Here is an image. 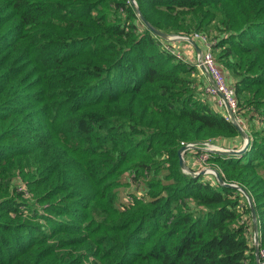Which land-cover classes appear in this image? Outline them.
Here are the masks:
<instances>
[{"label":"trees","instance_id":"16d2710c","mask_svg":"<svg viewBox=\"0 0 264 264\" xmlns=\"http://www.w3.org/2000/svg\"><path fill=\"white\" fill-rule=\"evenodd\" d=\"M136 1L211 39L251 142L209 160L264 248V0ZM196 67L130 0H0V264H257L244 193L180 165L184 143L242 137ZM124 179L145 191L121 199Z\"/></svg>","mask_w":264,"mask_h":264},{"label":"water","instance_id":"95a60500","mask_svg":"<svg viewBox=\"0 0 264 264\" xmlns=\"http://www.w3.org/2000/svg\"><path fill=\"white\" fill-rule=\"evenodd\" d=\"M131 3L134 5V7L136 8V11L138 13L139 18L144 22V24L146 25V27L151 30L155 35L161 37V38H166V39H175V37L170 36L171 33H168L166 31H162L160 29H158L153 23H151L146 17L145 15L142 13V11L140 10L137 1L136 0H130ZM182 37V36H180ZM177 39V38H176ZM187 39L191 42H193L194 45H196L195 43V39L191 38V37H187ZM198 47V46H197ZM199 54L198 57L201 58L202 52L203 50L201 48H199ZM202 68L204 69L205 73L207 74L209 80L215 84V82L212 79V76L210 74V72L208 71V69L202 65ZM220 97L222 99H224L226 101V110L229 114V116L231 117L232 122L237 126L240 135L244 138L243 144L242 146H240L239 148L237 147H230V146H226V147H220V148H209L210 153H215L217 155H222V156H242L244 155L245 151L248 150L249 146H250V142H251V137L250 134H248V131L246 129V127L244 125H242L238 119V117H236L231 105L228 103L227 99H225V96L223 95V93H219ZM203 149L206 150V148L201 147V146H196L195 144H185L182 145L179 148V159H180V165L181 167L184 169L187 167V163L185 161L184 158V154L188 149ZM193 175H196L197 173L194 171L190 172ZM199 173V172H198ZM204 172H201V175ZM214 175L216 176L217 181L222 185V186H231L234 188H237L239 190H241L244 195L247 197L248 199V203L249 206H251V212H252V222L254 224V233H253V242H254V246H255V259H257V264H264V260L261 259L260 255H259V251L261 248V243L259 242V234H260V225L258 224L257 221V211H256V206H254V201H253V197L250 193V191L246 188L243 187L242 185H240L239 183H235V182H226L225 179L222 177L221 172L220 171H215Z\"/></svg>","mask_w":264,"mask_h":264},{"label":"built area","instance_id":"2783aa9c","mask_svg":"<svg viewBox=\"0 0 264 264\" xmlns=\"http://www.w3.org/2000/svg\"><path fill=\"white\" fill-rule=\"evenodd\" d=\"M182 37L185 39H187V37H191L194 39L197 38L201 42L202 46H204L201 58H199L197 55L196 62L190 61L191 63L195 62V64H197L198 67L205 73L204 69L202 68V65H204L210 72L212 79L215 82V84H213L210 80L206 81V84L203 87L204 91L206 94L208 93L211 95L219 96L220 105L223 108H225L224 115L225 117L231 120V117L229 116L226 110V101L222 99L219 95L220 92L223 93V95L225 96V99H227L228 103L231 105L236 117H238L240 123L242 124L243 120L237 115L238 100L236 99V95H235V87L226 80L225 74L223 73L221 66L217 64L215 57H214L212 41L209 38V36L206 33L196 32L194 36L183 35ZM169 50L172 53H175L180 58L181 55L178 51L174 50L173 48ZM198 143H201V142L184 143V145L185 144H198ZM190 149L188 150L190 151ZM191 150H192V153H194V149H191ZM125 200H128V197H126ZM259 255L261 259L264 260V248H260Z\"/></svg>","mask_w":264,"mask_h":264},{"label":"rangeland","instance_id":"374dc122","mask_svg":"<svg viewBox=\"0 0 264 264\" xmlns=\"http://www.w3.org/2000/svg\"><path fill=\"white\" fill-rule=\"evenodd\" d=\"M172 35H173V37H175V39H169L168 40L166 38H163V41L166 44V48L167 49L173 48L174 50L178 51L181 55L180 58H182V59H187V60L190 59V60H193L196 62V58H197L196 52H194V55H193L191 51L185 50L184 48L180 47V45L178 44V42L179 43L184 42L187 44L190 43L187 39L180 37V36H183L185 34H170V36H172ZM189 55H190V57H189ZM197 69H198V67L194 68L195 76L198 73ZM222 71L226 77L227 73L223 69H222ZM226 79H227V77H226ZM209 95H211V94H209ZM195 145L204 147V148H206V150L194 149V153H192V150L190 149V151L188 150L187 152H185L184 158H185V161L187 163V167L184 168L183 171L187 172V173L194 171L197 173L195 176L201 175V172H204L202 175L209 177L210 175L214 174L215 171L218 170L216 168V164L209 160V156L212 155V153H210V151H209V148L210 147L211 148H220V147H224V146H222V144H220V143L212 142V141L201 142V143H198ZM237 148H239V147H237ZM193 157H195V160L191 159ZM126 180L124 179V184L119 188V191H120L119 195H120L121 199H123L124 197H128V194L133 193V191H138V190H141L142 192L145 191L143 183H141L140 188H138V186L133 183V180H131V179L127 180L128 183ZM136 186H137V188H136ZM88 261L89 260H86V263H89Z\"/></svg>","mask_w":264,"mask_h":264},{"label":"crops","instance_id":"0c3cea01","mask_svg":"<svg viewBox=\"0 0 264 264\" xmlns=\"http://www.w3.org/2000/svg\"><path fill=\"white\" fill-rule=\"evenodd\" d=\"M189 41V40H188ZM190 43L187 44V43H184V42H178V44L180 45V47L184 48L185 50L187 51H191L192 54L194 55V52H196V55L199 54V48H201L203 50L204 46H202L201 42L195 38V43L196 45L193 44V42L189 41ZM198 46V47H197ZM179 47V46H178ZM190 57V55H189ZM197 57V56H196ZM185 61H193V60H187V59H184ZM198 70V73L196 74L195 76V73H193V76L196 78V82L197 84L199 85V89H202L204 87V85L206 84V81H209V78L207 76L206 73H204L201 69H197ZM227 80H231L230 77L227 75ZM204 83V84H203ZM204 97H206L210 102L211 104L217 108L218 110L222 111L223 113H225V108H223L221 105H220V99H219V96L217 95H209L208 93L205 94L204 93ZM244 125V124H243ZM242 141V143L239 145L238 143ZM243 141H244V138L241 137V138H235V139H231V140H223V144L222 146L226 147V146H230V147H240L242 146L243 144ZM192 160H195V157L191 158Z\"/></svg>","mask_w":264,"mask_h":264}]
</instances>
